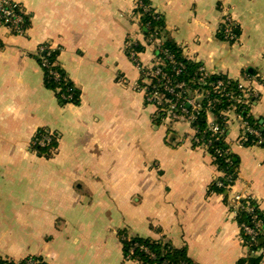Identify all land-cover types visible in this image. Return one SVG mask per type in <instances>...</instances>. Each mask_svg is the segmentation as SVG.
<instances>
[{
    "label": "crops",
    "instance_id": "0c3cea01",
    "mask_svg": "<svg viewBox=\"0 0 264 264\" xmlns=\"http://www.w3.org/2000/svg\"><path fill=\"white\" fill-rule=\"evenodd\" d=\"M12 1L29 27L22 37L0 27V259L137 264L124 260L126 234L164 239L193 264L250 257L264 264V232L250 252L231 197L213 189L214 160L190 144V126L156 125L154 108L134 89L139 73L127 44L143 43L130 22L134 0ZM146 1L181 58L253 91L247 116L264 125V0ZM225 7L234 43L220 38ZM45 47L59 51L78 105H60L45 87L38 62ZM150 53L141 56L146 65ZM229 120L235 191L253 199L264 219V146L239 147L245 120ZM40 131L56 142L48 160L31 150Z\"/></svg>",
    "mask_w": 264,
    "mask_h": 264
},
{
    "label": "built area",
    "instance_id": "2783aa9c",
    "mask_svg": "<svg viewBox=\"0 0 264 264\" xmlns=\"http://www.w3.org/2000/svg\"><path fill=\"white\" fill-rule=\"evenodd\" d=\"M14 4L12 0H0V27L6 29L9 33L16 36H24L26 33L24 23L25 15L18 13L14 10ZM221 29L220 38L223 42L234 43L237 39L235 34V25L233 23L232 9L223 8L221 10ZM144 15H150L151 21L157 22L160 16L156 13L151 12V7L146 5L143 0H134V10L130 17L131 24L135 25L138 30L146 32H153L151 21L145 23L142 22ZM156 33V31H155ZM154 46L157 51V55H162L165 62H155L154 65L144 67L141 58L134 52H130L127 55L128 61L133 65L136 71L139 73L140 81L135 85L134 89L136 92L143 96V100L146 105L153 107L159 114L164 116V122L170 124H177L184 122L187 124L196 123L201 114L205 115L206 124L210 138L212 139L207 143L204 150L209 149L212 141H218L220 138H227V128L224 130L216 124L211 111L219 104L217 98H213L208 101L206 94L203 92L202 87L206 85L207 81L213 76L211 73L206 71L203 67L194 73L191 80H183L181 77L186 72V67L183 63L175 61V59L164 49L161 48V41L156 38L154 34ZM135 40L131 41V48L137 46ZM130 48V47H129ZM49 48H41L39 54ZM41 69L49 70V65L46 59L40 58ZM49 75L54 81H59L61 76L57 72L49 70ZM247 77H245L246 79ZM211 93L214 95L224 97L227 103L230 102L231 92L238 90L241 94H246L245 97H254V94L247 93L243 85H239L232 91H225L224 84L222 81H217L216 84H211ZM248 91V90H247ZM60 99L67 101L71 99L69 96L59 94ZM207 100L208 102L203 107L201 102ZM235 114L237 119L242 120L239 113L236 111L234 103H231L220 116L223 122L226 121V126L229 125L228 118ZM243 134H249L258 138V143L262 144L257 131L253 130L249 123L243 121L242 131ZM242 136V135H241ZM191 143H198L196 138H191ZM45 142L50 143V138H45ZM40 146L44 144L39 143ZM239 147H244L241 142H237ZM223 176V175H222ZM221 176V177H222ZM226 180L228 185H224L222 182L216 181L215 185L219 190L226 191L231 197V212L238 216V214H245L250 219V225L245 223H239V230L241 235L245 236L248 241L247 245L250 247H257L263 231V220L258 217L256 211L257 206L251 205V198L235 191V184L237 179L233 178L232 175H227ZM125 237H120L123 240ZM146 253L150 255L147 251ZM254 253V252H253ZM132 250L124 258L125 261H130Z\"/></svg>",
    "mask_w": 264,
    "mask_h": 264
},
{
    "label": "trees",
    "instance_id": "16d2710c",
    "mask_svg": "<svg viewBox=\"0 0 264 264\" xmlns=\"http://www.w3.org/2000/svg\"><path fill=\"white\" fill-rule=\"evenodd\" d=\"M146 5H151L146 1L143 0ZM14 4V3H13ZM14 10L18 13H23L21 9H19L18 6L14 4ZM151 12L156 13L155 10L151 7ZM157 14V13H156ZM159 15V14H157ZM160 16V15H159ZM147 21H151L150 15H144L142 18V22L145 23ZM151 26L153 32H144L142 29L139 30L140 36H142L143 43L137 44V46L131 48V42L128 41L127 44V50L126 54L128 55L130 52H134L137 54L140 58L143 54H145V51L148 49L151 51V61L149 64L143 63L144 67H148L151 65H154L155 62H164V57L160 54L157 55L156 48L153 44L155 36L158 40L161 41V48L166 50L174 59L175 61L179 63H183L186 67L185 74L181 77V79L185 80H191L194 73L199 69V66L193 65L185 61L183 58H181L180 52L176 47L168 42H165V38L163 36V28H164V21L162 17L160 16V19L157 22L151 21ZM25 30L29 27L28 18L25 16V23H24ZM156 31V33H155ZM130 47V48H129ZM47 48V47H45ZM58 50H45L42 53L39 54V64L41 65L40 58L46 59L49 70L53 72H57L61 79L57 82L54 81L50 75L49 70L42 69L43 71V79H44V85L47 89L53 91L55 93V96L59 102L60 105H78L79 103V93L78 91L72 86V84L69 82L68 78L66 77L64 71L59 66L58 63ZM165 65V62H164ZM140 81V79H139ZM138 81V82H139ZM217 81H222L224 84L225 91H232L236 87H238L240 84L238 82H231L227 80L224 77L213 75L209 81H207L206 85L202 87L203 92L206 94V97L208 98V101L217 98L219 100V104L215 107L214 110L211 111L212 116L214 117L216 124L221 127L223 130L227 128V138L229 134V125L226 126V121L223 122L222 117L220 116L224 111H226V108L231 103H234L236 107L237 113H239L240 117L244 119L246 122L249 123V126L258 132L260 139H262V144H259L258 138L249 135V134H243L241 132L240 137L238 138L237 142H241V144L244 147H254V146H264V125L260 124V120L253 119L251 117L247 116V112L249 110V107L255 102L256 99H252V96L246 98V94H241L238 90H234L231 92L230 102L227 103V101L224 99V97H220L217 95H214V93H211V84H216ZM246 90L247 93L253 94L252 90ZM248 90V91H247ZM62 94L64 96H69L71 99L67 101H63L60 99V95ZM207 100H204L201 102V105L204 107ZM155 110L154 115V123L156 125H159L161 123H164V116L159 114V111ZM228 121L230 122L229 118ZM174 124V123H173ZM176 124V123H175ZM190 128L192 129L194 135L192 138H196L198 140V143L193 144V148L202 147L203 150L205 146H207V143L211 141L208 127L206 124L205 115L201 114L198 121L196 123L188 124ZM224 130V131H225ZM242 135V136H241ZM50 138L51 142L47 143L45 142V138ZM52 137L48 136V133L44 131H40L36 138L34 139L33 146L31 147L32 152H34L37 156L44 158V159H50L56 150V142ZM42 142L44 145L40 146L39 143ZM207 154H209L212 159L214 160V164L217 168L218 173L220 176L216 181L222 182L224 185H228V181L226 180L227 175H232L233 178L237 179L238 175V166L239 161L235 154L231 152V145L228 141V139H225V137L220 138L218 141H212L209 149L206 151ZM223 175V176H222ZM222 176V177H221ZM215 181V183H216ZM215 183L213 184V189L216 190L218 193L224 194L226 191L219 190ZM251 205L257 206L255 201L251 199ZM258 209V208H257ZM259 218H261L264 222V219L260 212L256 211ZM239 223H245L250 225V219L245 214H238L237 216ZM264 227V224H263ZM264 232V228L262 233ZM125 237L123 240H121L122 243V251L124 258L127 256V254L132 250V255L130 257V261L136 262L137 264H193L187 257V254L185 250H177L168 243H165L164 239L160 240H152V239H142V238H133L128 237L126 234H122L121 237ZM243 239V244L250 252H255L259 249V243L257 244V247H250L247 245L248 239L241 235ZM261 239V238H260ZM146 251L150 254L148 255ZM0 264H46L41 258L36 257H27L21 261H9L0 259ZM239 264H259V259H256L255 257H250L248 259H244V261H241Z\"/></svg>",
    "mask_w": 264,
    "mask_h": 264
},
{
    "label": "water",
    "instance_id": "95a60500",
    "mask_svg": "<svg viewBox=\"0 0 264 264\" xmlns=\"http://www.w3.org/2000/svg\"><path fill=\"white\" fill-rule=\"evenodd\" d=\"M260 244H262V241H260Z\"/></svg>",
    "mask_w": 264,
    "mask_h": 264
}]
</instances>
